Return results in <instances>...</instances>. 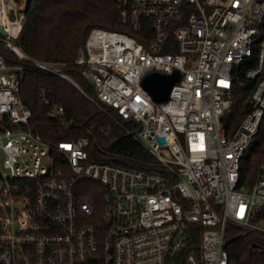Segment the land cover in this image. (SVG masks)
Segmentation results:
<instances>
[{
  "label": "built area",
  "instance_id": "built-area-1",
  "mask_svg": "<svg viewBox=\"0 0 264 264\" xmlns=\"http://www.w3.org/2000/svg\"><path fill=\"white\" fill-rule=\"evenodd\" d=\"M31 4L0 0V41L20 61L0 52V264H229V226L264 233V158L254 182L241 175L264 121V0H117L124 29L92 28L74 62L93 95L66 62L15 42ZM242 64L255 87L228 134ZM35 70L75 85L158 166L91 159L87 136L51 139L21 96ZM155 71L179 74L167 100L142 84ZM46 115L69 123L60 102Z\"/></svg>",
  "mask_w": 264,
  "mask_h": 264
},
{
  "label": "trees",
  "instance_id": "trees-1",
  "mask_svg": "<svg viewBox=\"0 0 264 264\" xmlns=\"http://www.w3.org/2000/svg\"><path fill=\"white\" fill-rule=\"evenodd\" d=\"M117 0H34L24 10L22 30L15 40L29 56L46 61L66 62L64 67L90 95L93 86L82 68L75 65L79 50L84 46L92 28L123 30L119 21ZM0 52L9 63L20 62L18 56L0 41ZM247 65L240 66V79L236 89L233 112L223 119L228 134H233L250 111V95L255 82L244 76ZM44 91L45 96L40 93ZM22 99L35 113L39 129L53 140L89 138L90 158L114 162L129 168L149 171L158 166L156 158L144 146L123 132L120 126L83 92L69 81L41 71H32L22 86ZM47 99L49 102H47ZM53 102L64 105L68 124L62 125L47 117ZM136 128V125L127 122ZM113 125L110 135L102 127ZM254 155V160L250 157ZM264 158V121L258 137L242 162V182H254ZM241 182V183H242ZM264 217L260 211L255 221ZM249 240V242L247 241ZM229 264H264V233L245 231L229 226L226 232Z\"/></svg>",
  "mask_w": 264,
  "mask_h": 264
},
{
  "label": "water",
  "instance_id": "water-1",
  "mask_svg": "<svg viewBox=\"0 0 264 264\" xmlns=\"http://www.w3.org/2000/svg\"><path fill=\"white\" fill-rule=\"evenodd\" d=\"M34 0H28V5L33 3ZM0 32L5 34L3 27H0ZM179 74L176 71L173 74H163L161 72H151L142 81L143 86L148 90L152 96L159 100L164 101L169 97L170 90L178 79ZM160 140L165 142V138L161 137Z\"/></svg>",
  "mask_w": 264,
  "mask_h": 264
},
{
  "label": "bare ground",
  "instance_id": "bare-ground-1",
  "mask_svg": "<svg viewBox=\"0 0 264 264\" xmlns=\"http://www.w3.org/2000/svg\"><path fill=\"white\" fill-rule=\"evenodd\" d=\"M12 2L17 6H25V4L28 2V0H12ZM7 17H8L7 14H4V16H3L4 22L7 21V19H8ZM16 26L18 27V24H16Z\"/></svg>",
  "mask_w": 264,
  "mask_h": 264
},
{
  "label": "rangeland",
  "instance_id": "rangeland-1",
  "mask_svg": "<svg viewBox=\"0 0 264 264\" xmlns=\"http://www.w3.org/2000/svg\"><path fill=\"white\" fill-rule=\"evenodd\" d=\"M7 2H8V0H7ZM260 226H261L262 228H264V220H262V221L260 222Z\"/></svg>",
  "mask_w": 264,
  "mask_h": 264
},
{
  "label": "snow or ice",
  "instance_id": "snow-or-ice-1",
  "mask_svg": "<svg viewBox=\"0 0 264 264\" xmlns=\"http://www.w3.org/2000/svg\"><path fill=\"white\" fill-rule=\"evenodd\" d=\"M67 147V146H66Z\"/></svg>",
  "mask_w": 264,
  "mask_h": 264
}]
</instances>
